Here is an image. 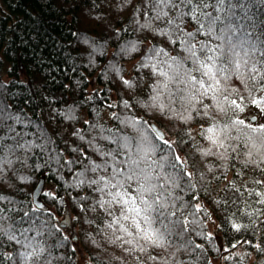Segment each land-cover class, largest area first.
<instances>
[{
	"label": "trees",
	"instance_id": "1",
	"mask_svg": "<svg viewBox=\"0 0 264 264\" xmlns=\"http://www.w3.org/2000/svg\"><path fill=\"white\" fill-rule=\"evenodd\" d=\"M245 2L254 21L264 23V3L260 0ZM145 10L144 0H0V107L7 106L9 112L20 116L22 123L15 127L18 132L28 134L25 140L44 143L47 148L43 153L33 149L28 153L31 159L27 164L17 162L11 170L0 174V195L16 202L10 204L9 200H2L0 208L13 209L6 214L19 220L23 212L32 207V192L43 178L46 184L53 186L52 191L42 194V201L53 217L50 223L59 226L58 217L70 215L73 218L77 240L87 256L85 264H140L135 258L137 253L127 254L121 241L112 243L113 229L107 227L112 218L99 206L92 210L97 194L87 186H77V173L89 163L88 158L100 162L94 146L99 145L104 150L115 147L100 138L111 136L106 130L119 129L134 136L135 129L120 122L139 118L147 122L143 124L145 130L154 123L166 137L175 141L180 155L188 160L187 170L195 173L199 199L192 200L188 189L178 194L191 205L201 203L207 209V215L203 211L196 214V219L201 221L196 231L209 233L208 216H213L220 232L219 238L213 235L214 239L209 240L190 231L185 237L192 241L188 250L176 252L175 246L150 249L149 254L157 256V260L145 255L143 264H177L178 260L187 264H213V258H222L223 264H248L250 255L254 257L252 264H264V252L243 243L250 240L264 246V224H260V218L255 226L235 232L231 224L250 223L244 213L252 209L231 202L215 203L216 200L231 201L233 197L224 191L227 180L239 183L241 178L230 168L224 174L227 180H216L214 177L222 174L219 167L222 162L215 157H202L197 151V148L208 147L201 135V125L209 123L207 118L182 122L169 119L159 108L149 107L153 103L163 104L176 110L169 113L173 117L183 111L176 85L169 83L167 89L154 90L153 86L158 82L162 85L164 78L158 81L150 68L141 67L148 63V49L154 45L173 55L182 53L168 37L139 26L147 22L143 15ZM153 27L164 28L165 25L153 22ZM188 28L191 30V25ZM257 35H264V27H258ZM231 86L239 87L240 92L247 95L235 79ZM153 96H159V100L152 101ZM125 100L128 106L124 105ZM205 103L210 104L211 100L206 99ZM246 104L244 116L249 112L262 114L250 100ZM189 130L191 136L187 134ZM49 154L58 155L60 163L45 164ZM17 155L23 159L25 153L20 151ZM35 164L44 166L37 171ZM208 166H213L215 171L209 172ZM201 173L204 181L200 179ZM250 175L251 170L243 179L247 180ZM81 197L92 199L82 200ZM38 214L42 220L49 218L46 212ZM184 214L187 215V210ZM52 232L51 236L43 237L49 246L59 243L65 235L62 228L60 232L55 229ZM74 240L70 237L63 246L51 247L52 264H78ZM238 240L241 243L237 247L243 246L245 256L232 255L237 247L231 248V244ZM195 244L203 248L195 249ZM18 250H22L19 245L4 240L0 251L4 257L11 254L13 259L0 257V264H14ZM172 252H176L175 258L170 255Z\"/></svg>",
	"mask_w": 264,
	"mask_h": 264
},
{
	"label": "snow or ice",
	"instance_id": "2",
	"mask_svg": "<svg viewBox=\"0 0 264 264\" xmlns=\"http://www.w3.org/2000/svg\"><path fill=\"white\" fill-rule=\"evenodd\" d=\"M260 2L264 3V0ZM144 5L143 15L147 22L139 26L168 37L169 42L178 45L182 53L173 55L155 45L148 49V63L141 67L150 68L158 81L164 78L162 85L158 82L153 86L154 90L160 87L167 89L169 83L176 85L183 111H178L173 117L169 113L176 110L163 104L153 103L149 107L159 108L161 114L169 119L176 118L182 122L196 117L207 118L209 123L201 125V135L208 147L197 148V151L202 157L211 156L222 162L219 165L222 174L215 176L216 180H227L224 174L230 168L235 169V175L241 178L239 183L227 180L224 191L233 197L231 201L216 200L215 203L231 202L252 209L244 213L250 223L231 224L235 232L255 226L258 218L260 224H264V123H253L258 114L249 112L247 116L243 115L249 100L260 113H264V35H257L258 27H264V23L254 21L245 0H144ZM153 22H161L165 27L155 28ZM188 25H191V30ZM234 79L247 95L242 94L239 87L231 86ZM124 83L129 84V81ZM150 99L158 101L159 96ZM206 99L211 103H205ZM123 103L128 106L127 100ZM20 123L19 115L9 112L7 106L0 107V174H4L6 169L11 170L17 162L27 164L31 159L28 153L33 149H40L42 153L47 151L46 144L24 139L28 134L18 132L15 127ZM120 123L133 127L136 135L107 129L111 136L100 138L115 147L104 150L99 145L94 146L100 162L88 158L89 163L77 173V186H87L97 194L92 201V210L99 206L112 218L107 224L115 236L112 243L121 241L127 254L137 253L135 258L140 264H143L145 255L150 260H157V256L149 254L150 249L175 246L176 252L188 250L192 241L185 237L201 227L196 214L203 211L207 215V209L201 203L191 205L178 194L188 189L192 200L199 199L195 173L187 170V158L180 155L176 142L157 128L149 126L145 130L143 124L147 122L133 118ZM187 134L191 136L190 130ZM6 140L11 143H5ZM20 151L25 153L23 159L17 155ZM53 162L59 164V156L49 154L45 164ZM43 166L34 165L37 171ZM249 170L251 175L247 180L243 179ZM208 171L214 172L215 168L208 166ZM200 179L205 180L203 173ZM6 199L10 204L16 203L0 195V201ZM12 211L11 208H0V248H3L4 240L19 245L22 250L17 251L14 264H52L51 247L63 246L70 239L71 229L65 228L68 234L56 245L49 246L43 237L51 236L53 229L61 231L60 226L50 223L53 219L50 210L34 201L19 220L6 214ZM42 212H46L49 218L42 220L38 214ZM71 219L68 218L69 221ZM196 234L214 239L210 232L201 230ZM239 243V240L232 243L231 248H236ZM243 243L264 252V246L260 244H253L250 240ZM194 247L202 249L203 245L195 244ZM224 251L230 249L224 248ZM176 252L170 255L175 258ZM0 257H4L2 251ZM4 259L12 260L13 257L8 254ZM177 264L187 262L178 260Z\"/></svg>",
	"mask_w": 264,
	"mask_h": 264
},
{
	"label": "rangeland",
	"instance_id": "3",
	"mask_svg": "<svg viewBox=\"0 0 264 264\" xmlns=\"http://www.w3.org/2000/svg\"><path fill=\"white\" fill-rule=\"evenodd\" d=\"M251 113L258 114L257 120L255 122H253V123H257V122L264 123V113H262L261 115L258 112H251ZM154 125H156V124H154ZM160 130H162V129H160ZM167 138L171 140V138H169L168 136H167ZM52 190H53V186L51 184L44 183L43 192L52 191ZM43 192H42V194H43ZM42 194H41V199H42ZM69 217H71V216L69 215V216L58 217V225L62 228V230L65 233V235H67L68 233H66L64 231V229L65 228H70L71 229L70 237L75 239L74 240V246H75V249H76V252H77L78 264H85L86 261H87V256H86L85 252L83 251V249L81 248V246H80V244H79V242L77 240V227L74 225L72 219H71V221L68 220ZM208 230H209L210 233H212V235H214L217 238H219L220 232H219V229H218V222L213 216L211 217V219L208 220ZM220 245L223 247V244L221 242H220ZM245 254L246 253H245L242 245L238 246L232 252V255L241 256V257L245 256ZM253 260H254L253 255H250L249 259H248V264H252ZM212 262H213V264H223L222 258H213Z\"/></svg>",
	"mask_w": 264,
	"mask_h": 264
},
{
	"label": "water",
	"instance_id": "4",
	"mask_svg": "<svg viewBox=\"0 0 264 264\" xmlns=\"http://www.w3.org/2000/svg\"><path fill=\"white\" fill-rule=\"evenodd\" d=\"M255 122V121H254ZM152 127L157 128L160 132L164 133V131L160 130L156 125L152 124ZM165 134V133H164ZM166 136V135H165ZM44 183L45 180L42 178L39 180V182L37 183L35 189L32 192V199L33 202H37L39 204H42L44 206V208L48 209L47 205L42 201L41 199V194L43 192V188H44Z\"/></svg>",
	"mask_w": 264,
	"mask_h": 264
}]
</instances>
